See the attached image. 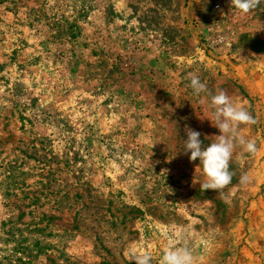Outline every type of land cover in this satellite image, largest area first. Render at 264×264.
I'll return each mask as SVG.
<instances>
[{"label": "rangeland", "instance_id": "obj_1", "mask_svg": "<svg viewBox=\"0 0 264 264\" xmlns=\"http://www.w3.org/2000/svg\"><path fill=\"white\" fill-rule=\"evenodd\" d=\"M193 73L257 120L226 196L183 152L189 129L220 135ZM170 246L264 264V4L0 0V264H162Z\"/></svg>", "mask_w": 264, "mask_h": 264}, {"label": "clouds", "instance_id": "obj_2", "mask_svg": "<svg viewBox=\"0 0 264 264\" xmlns=\"http://www.w3.org/2000/svg\"><path fill=\"white\" fill-rule=\"evenodd\" d=\"M232 7L240 14L248 15L253 10L264 4V0H231ZM190 87L197 96L206 94L210 97L208 107L214 119H209L213 126L219 129L220 135L215 136V141L203 145L200 133L195 130H187V139L184 140L185 153H190L191 161H199L205 180L200 183L204 191L213 190L226 196L223 192L232 183L234 173L230 170V161L234 150L239 145L246 153L255 154L258 151L255 140L245 139L240 134L241 126L255 125L257 120L243 106L235 104L232 99L220 90L212 94L205 83L197 74H191ZM249 176L240 177V184L247 185ZM182 239L181 237H179ZM130 261L135 264H152L151 253H130ZM162 264H194L192 251L187 247H169L164 251Z\"/></svg>", "mask_w": 264, "mask_h": 264}]
</instances>
